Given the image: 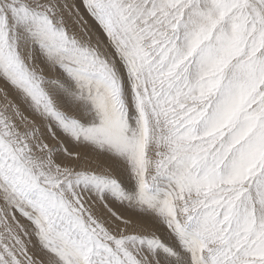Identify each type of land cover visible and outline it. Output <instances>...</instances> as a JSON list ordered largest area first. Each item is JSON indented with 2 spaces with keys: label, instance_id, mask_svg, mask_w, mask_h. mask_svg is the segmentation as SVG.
Here are the masks:
<instances>
[{
  "label": "snow or ice",
  "instance_id": "obj_1",
  "mask_svg": "<svg viewBox=\"0 0 264 264\" xmlns=\"http://www.w3.org/2000/svg\"><path fill=\"white\" fill-rule=\"evenodd\" d=\"M0 264H264V0H0Z\"/></svg>",
  "mask_w": 264,
  "mask_h": 264
}]
</instances>
